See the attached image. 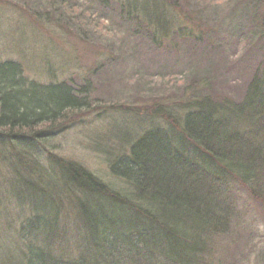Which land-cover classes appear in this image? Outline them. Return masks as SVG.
I'll use <instances>...</instances> for the list:
<instances>
[{"label": "rangeland", "instance_id": "1", "mask_svg": "<svg viewBox=\"0 0 264 264\" xmlns=\"http://www.w3.org/2000/svg\"><path fill=\"white\" fill-rule=\"evenodd\" d=\"M239 1L161 0L163 9L161 7L160 12L166 15L164 26L169 28L166 34L158 31L153 39L154 42L156 38L157 42L152 45L151 41L144 39L142 28L124 22L122 17L112 14L109 9L99 11L92 0H59L62 8L58 6V0H0V65L9 64L18 68L19 72L13 74V86L22 89L21 86L33 83L40 87L37 90L44 91V87L50 85L56 87L72 82L80 89L87 84V79H91L92 86L87 98L77 94L79 102L90 100L89 108L71 110L52 126L55 136L23 143L28 144L29 149L17 143L31 133L50 129L48 124L34 130H22L23 133L13 131L10 134L0 129V264H25L19 253L29 244L31 248H42L46 254L50 252L44 249L50 241L51 223L55 216L39 215L40 229L31 239L35 245L20 235L24 218L31 214L28 210L34 211L33 208L39 205L50 207V203L40 194L25 196L28 191L21 187L19 178L29 176L36 181L37 176L31 175L30 171H38V179L41 174L42 182H49V177L59 182L61 177L54 173L55 169L49 161L52 156H57L83 165L110 189L111 185L117 189L118 181L108 170L106 153L120 145L122 148L118 151H122L125 145L122 141L115 143L111 135L119 136L125 132L124 137L127 135L134 139L150 127L169 132L165 129L168 127L165 118L171 115V124H175L186 111V104H178L182 108H177L175 103L182 101L183 86L189 88L192 77L204 84V78L209 74L211 83H216L218 87L219 97L226 95L235 101L243 100L258 68L264 70V56L257 50H251L260 34L257 26L249 28L252 9L245 14H241L240 10L239 16L236 14ZM141 4L144 11H150V6L154 5L152 0H141ZM61 11L70 19H78L75 30L78 36L86 38L85 34L90 33L97 42L86 43L75 33L68 34L66 19ZM200 31L205 34V40L200 42L202 49H194L189 37H195ZM110 53L113 54L112 60H109ZM100 65L102 67L98 69ZM192 90L203 93L205 89L201 86ZM184 96L187 100L192 97L190 91ZM121 105L129 106L132 114L121 116ZM243 130L248 133L244 138L250 142H255L259 133L262 137V141H258L259 147L264 148V123L259 122L253 128ZM19 134L20 139L16 142L11 135ZM189 150L184 155L190 159L192 154ZM39 170H45V174ZM207 170L214 171L212 168ZM219 176L227 181L223 172ZM38 187L45 188L44 185ZM229 190L232 191L231 187ZM234 192V199L239 200L243 209V218L254 222L253 230L261 236L255 244H262L258 247L264 248V206L258 204L255 207L251 203L247 188L236 184ZM18 194L25 200L29 197L28 202L17 200L15 196ZM221 200L224 203L227 201L224 196ZM69 211L65 221L59 220V228L69 224L71 227L66 230H72L80 225ZM245 213H250L252 217ZM126 223H131L127 215L113 221L117 228L124 227ZM110 224L107 223L105 228ZM129 227L130 232L141 228L137 223ZM61 234L62 231L58 230L57 236ZM135 236H131V243ZM158 240L153 246L155 251L161 247ZM51 243L55 251L63 250L64 261L71 259L73 264H83L85 261L81 262L78 257L82 254L87 257L91 255L90 249L94 250L93 245L89 248L85 241L74 236L69 238L66 248L61 249L59 243ZM225 246L230 259L239 258L248 247L244 241ZM129 248L134 250L133 245ZM38 251L34 252L35 264H39ZM102 253V256L89 257L85 264H117L121 262L120 258L123 264H130L124 255L107 260L109 252L103 250ZM60 256V251L53 256L55 263ZM240 262L249 264L251 255H242ZM60 263L61 260L57 264ZM147 263L168 264V261L159 257L157 262L142 259L138 262Z\"/></svg>", "mask_w": 264, "mask_h": 264}, {"label": "trees", "instance_id": "2", "mask_svg": "<svg viewBox=\"0 0 264 264\" xmlns=\"http://www.w3.org/2000/svg\"><path fill=\"white\" fill-rule=\"evenodd\" d=\"M92 2L99 11L109 9L112 14L122 17L124 22L142 28L144 39L151 41L152 45L157 42L156 38L154 42L153 39L158 31L160 34L168 32L169 26H164L166 15L160 12V8L163 9L161 0H152L154 5L150 6V11L143 10L141 0ZM239 2L236 14L239 16L240 10L241 14H245L252 9L249 28L257 26L260 34L251 50H257L264 56V0ZM60 5L58 0V6ZM61 13L66 19L65 29L68 34L75 33L78 36L75 31L78 19H70L64 11ZM88 34H85L86 38H82L80 34L78 37L86 43L97 42L93 34ZM203 35L205 34L200 31L195 37H189L194 49H202L200 42L205 40ZM112 57L113 54L110 53L109 60ZM112 63L113 61L110 62ZM101 67L102 65L98 66V69ZM262 69L259 67L256 71L242 101H235L226 95L219 97L218 87L216 83H211L209 74L204 78V84L192 77L188 84L190 87L183 86L182 101L175 103L177 108H182L178 104L183 103L189 109L186 108L175 124H171V115L165 118L168 120V127L165 129L169 132L162 131L159 127H150L134 139L127 135L124 137L125 132L119 136L111 135L115 143L122 141L125 145L122 151H118L122 148L120 145L106 153L108 170L118 181L117 189L113 185L110 189L83 165L51 154L50 165L54 167V173L61 177L59 182L50 177L49 182H42L41 174L40 180L38 179V171H30L31 175L37 176L36 181L29 176L19 178L21 187L28 191L25 196L29 193L40 194L50 203V207L39 205L33 208L34 211L28 210L31 214L22 222L21 237L28 242L32 241V237L40 229V214L55 216L51 223V238L44 249H49L50 252L46 254L42 248H31L29 244V247L19 253V258L25 259V264H35L34 252L40 250L37 252L39 264H57L60 260V264H73L74 260H63V250L55 251L50 245L52 241L59 243L61 249L66 248L69 238L74 236L85 241L89 248L94 246V250L90 249L91 255L86 257L82 254L78 257L81 262H86L91 256H102L105 250L109 252L107 260L124 255L126 262L130 264H138L141 259L145 262H157L159 257L167 260L168 264H242L240 261L244 254L251 255L249 264H264V248L258 247L262 244H255L261 236L253 230L254 222L243 218L239 200L233 197L237 184L238 187L247 188L255 207L258 204L264 206V148L259 147L258 142L262 141V137L258 133L255 142H250L244 138L248 133L243 130L246 127L253 128L259 122L264 123ZM16 71L19 72L14 65H0V129L11 134L13 131L23 133L22 130H34L42 124H48L50 128L31 133L28 138L20 139L21 134L11 135L16 142L20 139L17 145H22L21 147L29 149L28 144L23 143L55 136L56 131L52 130L55 122L64 119L71 110L81 107L86 109L89 106L90 100L79 102L77 94L87 98L92 92L91 79H87V84L80 89L74 84L75 88L72 82L70 85L61 84L56 87L50 85L44 87V91L37 90L40 87L33 83L21 86L20 89L12 85ZM201 86L205 89L203 93L197 90ZM193 88L197 91L192 90ZM189 91L192 97L187 100L184 95ZM119 109L121 116L132 114L127 105H121ZM166 146L174 148V158L168 156L162 159L158 154ZM161 147L164 148L161 150ZM187 150L192 154L190 159L184 155ZM166 151L167 149L164 153ZM206 168L214 171L208 172ZM39 171L45 174V170ZM222 172L227 181L219 176ZM41 185L45 188L38 187ZM230 187L232 191L229 190ZM222 196L227 199L226 203L221 200ZM15 198L22 203L29 199L25 200L20 194ZM68 206L70 207L67 209ZM68 210L80 222L72 230H66L71 227L69 224L59 228L58 222L60 219L66 220ZM126 215L131 218V223L115 227L113 221ZM109 222L111 224L105 228ZM133 223L141 227L136 232H130L129 226ZM58 230L62 231L60 237L57 236ZM132 235L136 236L131 243ZM157 239L161 247L155 251L153 246ZM240 241L245 242L247 249L239 258L230 259L225 245ZM31 244L35 245L33 241ZM131 245L134 250H130ZM249 248H252V253ZM58 251L61 258L55 263L53 256ZM119 261L121 262L117 264H123L121 258Z\"/></svg>", "mask_w": 264, "mask_h": 264}, {"label": "bare ground", "instance_id": "3", "mask_svg": "<svg viewBox=\"0 0 264 264\" xmlns=\"http://www.w3.org/2000/svg\"><path fill=\"white\" fill-rule=\"evenodd\" d=\"M167 148V151L164 153V151L166 150H162V148H164V147H161V150L163 151H161V154L165 157V158H167L168 156L172 159V158H174V148L172 147V146H166ZM171 162H174L173 160H170Z\"/></svg>", "mask_w": 264, "mask_h": 264}]
</instances>
